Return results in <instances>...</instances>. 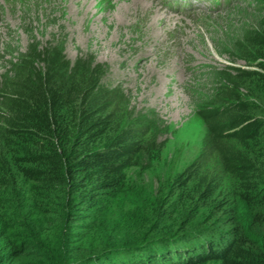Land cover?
<instances>
[{"label":"trees","instance_id":"trees-1","mask_svg":"<svg viewBox=\"0 0 264 264\" xmlns=\"http://www.w3.org/2000/svg\"><path fill=\"white\" fill-rule=\"evenodd\" d=\"M210 67L203 148L158 189L166 147L107 68L38 44L0 83V264H264V0ZM223 55V54H220ZM240 63L242 64L240 66ZM164 124V123H163Z\"/></svg>","mask_w":264,"mask_h":264},{"label":"rangeland","instance_id":"rangeland-1","mask_svg":"<svg viewBox=\"0 0 264 264\" xmlns=\"http://www.w3.org/2000/svg\"><path fill=\"white\" fill-rule=\"evenodd\" d=\"M142 1L0 0V83L35 44L62 45L71 62L95 58L108 70L105 87L121 85L137 112L162 122V160L134 174L139 188L156 190L202 150L207 128L198 105L206 74L231 65L228 53L256 24L259 0H187L186 9L167 8L173 0Z\"/></svg>","mask_w":264,"mask_h":264},{"label":"bare ground","instance_id":"bare-ground-1","mask_svg":"<svg viewBox=\"0 0 264 264\" xmlns=\"http://www.w3.org/2000/svg\"><path fill=\"white\" fill-rule=\"evenodd\" d=\"M142 3H144V5H147V4H149L150 2L148 3V0H146V1H142Z\"/></svg>","mask_w":264,"mask_h":264}]
</instances>
